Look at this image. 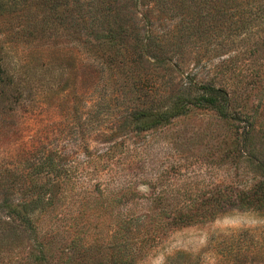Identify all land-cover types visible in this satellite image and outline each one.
I'll return each mask as SVG.
<instances>
[{
	"label": "rangeland",
	"instance_id": "374dc122",
	"mask_svg": "<svg viewBox=\"0 0 264 264\" xmlns=\"http://www.w3.org/2000/svg\"><path fill=\"white\" fill-rule=\"evenodd\" d=\"M81 2L49 44L0 19V204L49 189L36 232L0 226V264H264V0ZM205 84L228 118L130 116Z\"/></svg>",
	"mask_w": 264,
	"mask_h": 264
},
{
	"label": "trees",
	"instance_id": "16d2710c",
	"mask_svg": "<svg viewBox=\"0 0 264 264\" xmlns=\"http://www.w3.org/2000/svg\"><path fill=\"white\" fill-rule=\"evenodd\" d=\"M90 5H93L92 1ZM34 7L37 8L34 10L35 12L32 10ZM83 7L84 4L81 0H0V19L8 18L12 20L10 24L13 25L10 29L15 31L13 37L16 41L26 44H46V42L50 43V39L56 37L61 31L67 30L71 34L70 30L73 29L77 31L75 32L77 34L78 28L82 27V18L79 16V11ZM14 19L21 20L23 24L21 22L13 23ZM80 42L86 44V41ZM1 50L3 51V48ZM42 57L41 55L40 58ZM5 74L7 73L3 67V58L0 52V83H4L5 78L8 79ZM194 87H197L196 94L189 93L185 95V93H179L175 97L171 95L168 99L163 98L157 100V102L148 98L144 108L136 109L130 116L135 122H144L141 125L143 129L166 124L173 118L188 114L192 108H209L216 111L222 118L229 117L230 99L224 90L207 84L199 87L194 85ZM16 88L18 89V86ZM21 94L19 93V96ZM34 157L33 154L30 156L33 161L31 162L33 166L38 163L36 169L40 175L46 165L51 163L46 159L38 160ZM30 158L25 160L29 161ZM5 178L13 181L22 179L15 171L5 175L3 179ZM0 188H4V180L0 181ZM32 188H34L32 191L33 197L29 200L14 203L13 199L11 200L10 197L5 196L2 204H0V214H3L8 220L1 222L0 226L6 225L11 229H27L32 233L36 232L35 215L48 205L46 197L49 189L47 185H39V183H35ZM3 230L0 228V232Z\"/></svg>",
	"mask_w": 264,
	"mask_h": 264
}]
</instances>
